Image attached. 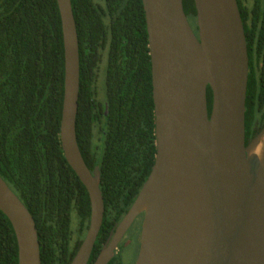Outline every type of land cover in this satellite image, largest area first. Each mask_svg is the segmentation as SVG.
<instances>
[{"label": "water", "instance_id": "water-1", "mask_svg": "<svg viewBox=\"0 0 264 264\" xmlns=\"http://www.w3.org/2000/svg\"><path fill=\"white\" fill-rule=\"evenodd\" d=\"M141 3L150 57L154 161L93 264H107L115 256L141 214L134 264H264V127L246 141L248 55L237 1L193 0L196 34L182 0ZM56 4L64 57L59 140L90 203L86 235L69 264H87L104 204L99 169L87 168L76 141L79 54L71 2ZM0 211L15 235L17 264H41L33 217L1 177Z\"/></svg>", "mask_w": 264, "mask_h": 264}, {"label": "trees", "instance_id": "trees-1", "mask_svg": "<svg viewBox=\"0 0 264 264\" xmlns=\"http://www.w3.org/2000/svg\"><path fill=\"white\" fill-rule=\"evenodd\" d=\"M236 1L248 55V141L264 127V0ZM70 2L79 54L76 141L87 168L99 169L104 204L92 264L153 165L150 57L141 0ZM182 2L196 29L193 0ZM63 79L56 0H0V177L33 217L41 264H69L90 216L87 191L59 140ZM206 96L210 112L209 87ZM0 264H17L15 235L1 211ZM109 264L122 262L116 256Z\"/></svg>", "mask_w": 264, "mask_h": 264}, {"label": "flooded vegetation", "instance_id": "flooded-vegetation-1", "mask_svg": "<svg viewBox=\"0 0 264 264\" xmlns=\"http://www.w3.org/2000/svg\"><path fill=\"white\" fill-rule=\"evenodd\" d=\"M193 28V30H194V32H195V34H196V29L194 28V27H192ZM100 79H102V78H100L99 77V80ZM142 220H143V214H141V215H139L136 219H135V221L133 222V224L130 226V228L126 231V233L124 234V236L122 237V239L120 240V242L118 243V245H117V249L115 250V256L114 257H116V256H119V254L122 252V250L123 249H125L126 247H128L131 243H130V240H128L126 237V235L128 234V233H130L129 232V230L135 225V226H138V238H137V240H138V242H139V239H140V232H141V225H142ZM115 230V229H114ZM114 230L113 231H110L109 233H108V235L106 236V238L103 240V242L101 243V246H100V248H99V251H98V253H97V255H96V257H95V259H94V261L96 260V258H97V256L99 255V253H100V251L102 250V248L104 247V246H107V245H109V243H110V241H109V239L113 236V233H114ZM138 251H139V248H138ZM137 254H138V252H137ZM113 257V258H114ZM112 258V259H113ZM137 258V257H136ZM111 259V260H112ZM121 259V258H120ZM110 260V261H111ZM135 260L136 259H134V262H133V264L135 263ZM94 261L92 262V264L94 263ZM109 261V262H110ZM109 262L107 263V264H109ZM88 264V263H87Z\"/></svg>", "mask_w": 264, "mask_h": 264}, {"label": "rangeland", "instance_id": "rangeland-1", "mask_svg": "<svg viewBox=\"0 0 264 264\" xmlns=\"http://www.w3.org/2000/svg\"><path fill=\"white\" fill-rule=\"evenodd\" d=\"M100 82H102V79H100ZM130 233H128L126 238L130 240V245L122 250V252L119 254L120 261L122 264H133L134 259L137 257V252L139 248V242L137 240L138 238V226H133L130 230ZM136 261V260H135Z\"/></svg>", "mask_w": 264, "mask_h": 264}]
</instances>
